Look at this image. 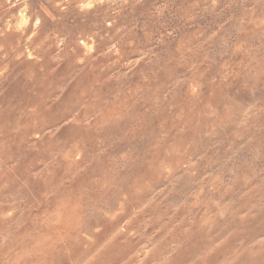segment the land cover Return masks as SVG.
<instances>
[{
	"label": "rangeland",
	"instance_id": "rangeland-1",
	"mask_svg": "<svg viewBox=\"0 0 264 264\" xmlns=\"http://www.w3.org/2000/svg\"><path fill=\"white\" fill-rule=\"evenodd\" d=\"M56 2L0 0V68L9 66L7 79H0V264L46 236L56 238L57 229L39 226L37 217L54 207L55 200L47 193L60 186L63 170L44 165L53 151L75 138L88 146L89 157L95 161L87 177L79 181L84 203L97 199L107 203L91 190L89 178L126 179L163 143L201 157L200 172L220 177L229 189L222 202L229 203L234 213L255 205V220L228 222L235 230L234 239L210 264H219L238 245L247 247L264 237V0H128L118 16L107 17L115 19L111 29L104 27L103 10L87 16L72 7L60 12L53 7ZM25 7L28 16L41 18V39L59 34L72 40L81 34L104 36L107 32L101 48L119 41L127 60L147 53L149 63L141 65L143 75L138 72L120 85L98 90L101 103L109 107L117 96L134 93L127 103L114 108V118L100 133L102 147L94 134L79 129L62 133L55 142L30 138L33 130L53 125L71 109L74 95L51 107L49 103L56 89L78 69L62 70L46 80L47 56L40 65L23 57L13 59L23 52L24 39L19 33H5V22L24 18ZM45 10L55 19L46 16ZM192 65L196 68L190 71ZM196 77L201 91L192 100L183 82ZM79 81L82 90L92 86L87 70ZM125 155L127 161L121 159ZM189 190L186 184L183 191ZM209 195L212 200L220 198L216 192ZM93 221L98 218L90 214L84 228ZM204 247L197 242L186 255L195 257ZM81 252L78 232H69L55 250L22 264H69ZM165 254L161 249L156 258ZM177 264H185L184 258ZM239 264H264V247L245 253Z\"/></svg>",
	"mask_w": 264,
	"mask_h": 264
},
{
	"label": "clouds",
	"instance_id": "clouds-1",
	"mask_svg": "<svg viewBox=\"0 0 264 264\" xmlns=\"http://www.w3.org/2000/svg\"><path fill=\"white\" fill-rule=\"evenodd\" d=\"M127 4L128 0H58L53 7L60 12L72 7L84 16L103 10L104 27L111 29L115 19L107 17L118 16ZM26 13L25 7L24 18L13 17L5 22V33H19L24 39L23 52L13 59L18 61L23 57L40 65L47 56L46 80L56 78L62 70L78 69L56 89L49 103L51 107L60 104L66 96L74 95L71 109L53 125L33 130L30 138L55 142L62 133L79 129L83 134H94L102 147L100 133L114 118V108L127 103L134 93L122 94L123 98L117 96L109 107L101 103L98 90L120 85L138 72L143 75L141 65L149 63L147 53L138 54L136 60H127L119 41L101 48L107 32L104 36L97 32L81 34L72 40L59 34L45 35L41 39V18L33 19ZM162 14V11L158 13ZM45 15L55 19L47 10ZM119 31L116 29L117 34ZM17 43L19 45V41ZM195 68L196 65H192L189 70ZM85 70L92 86L82 90L79 77ZM8 75L9 66L5 64L0 68V79H7ZM183 83L189 98L197 100L201 91L199 78ZM30 112L34 113L35 109ZM188 115L191 116V111ZM121 159L127 161L128 157L125 155ZM201 159L189 155L186 150L159 143L138 171L126 179L89 178L91 190L98 192L107 203L101 199L84 203L79 181L87 177L95 161L89 157L88 146L79 138L73 139L53 151L44 165L45 168L59 166L63 170L60 186L47 193L49 199L55 200L54 207L37 217L39 226L57 229L56 238L46 236L31 249L16 252L4 264H22L32 256H44L62 245L69 232H78L82 247L81 254L69 259V264H177L180 257L185 264H210L212 258L227 249L234 239L235 230L228 222L255 220L256 212L252 205L236 214L229 203L222 202L229 189L224 187L219 176L200 172ZM186 184L190 185L189 191H183ZM213 192L219 193L220 198L210 199L209 194ZM90 214H94L98 222L93 221L90 227L84 228ZM81 228L84 230L80 231ZM197 242H203L205 247L195 257L187 256V251ZM257 246L264 247V237L247 247L238 245L220 259L219 264H239L240 257ZM161 249L166 254L157 259Z\"/></svg>",
	"mask_w": 264,
	"mask_h": 264
}]
</instances>
